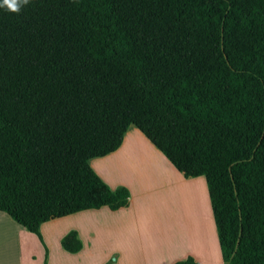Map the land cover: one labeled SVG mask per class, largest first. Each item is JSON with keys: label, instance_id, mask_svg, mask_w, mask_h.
<instances>
[{"label": "trees", "instance_id": "1", "mask_svg": "<svg viewBox=\"0 0 264 264\" xmlns=\"http://www.w3.org/2000/svg\"><path fill=\"white\" fill-rule=\"evenodd\" d=\"M205 1L0 4V211L42 242L44 222L126 207L88 160L133 125L204 176L223 264H264V0Z\"/></svg>", "mask_w": 264, "mask_h": 264}, {"label": "crops", "instance_id": "2", "mask_svg": "<svg viewBox=\"0 0 264 264\" xmlns=\"http://www.w3.org/2000/svg\"><path fill=\"white\" fill-rule=\"evenodd\" d=\"M88 164L110 190L127 189V206L117 210L102 206L44 222L39 227L42 242L0 211V264H174L188 257L196 264H223L204 176L183 177L133 125L128 126L115 151L89 159ZM187 184L203 186L207 198L213 241L210 247L201 246L202 250L173 245L177 241L183 246L182 226L185 236L191 237L185 231L190 229L187 223L199 224L203 241L207 239L194 209L180 206L179 191L165 211L168 239L173 244L162 236L165 231L156 230V221L151 222L154 199L161 196L162 207L167 191ZM69 231H74L81 243L76 253L61 246Z\"/></svg>", "mask_w": 264, "mask_h": 264}, {"label": "rangeland", "instance_id": "3", "mask_svg": "<svg viewBox=\"0 0 264 264\" xmlns=\"http://www.w3.org/2000/svg\"><path fill=\"white\" fill-rule=\"evenodd\" d=\"M205 2L207 4H213V2L211 0L210 1L207 0ZM213 5H216V3H214ZM191 185L192 184H190V186ZM184 186L185 185H182V188ZM187 186H189V185L187 184ZM196 186H198V185H196ZM201 187L203 188V186H201ZM178 190H181V189H178ZM186 190H187V188H186ZM203 190H204V188H203ZM177 193H178L177 190H175V191H171V190L167 191L166 194H165L166 198L164 199V205L162 207L160 205L161 204V196H157L154 199V202L156 203V205H154L155 207H152L153 209L151 211V216H152L151 222L156 221V223H157L156 224V230L157 231L161 230V232L165 231V232H162V233H165V234H162V236L165 237V239L168 240V242H170L171 244H173V242H171V239H168V237L170 235V231L167 230V227H166V224L168 223V219L165 216V211H166V205L171 204L170 203L171 202L170 199L172 197L176 196ZM205 199H206L205 201L207 202V198L206 197H205ZM200 205L203 206V204H200ZM206 205H207V208H208V204H206ZM202 206L200 207V213L203 212L202 209L204 208V206L203 207ZM174 210H176V209L174 208ZM200 216L201 215H199V213H198V219H199ZM209 218H210V214H209ZM210 220H211V218H210ZM181 224L184 225L186 223H184L182 221ZM186 225L189 226V228H190L189 230L192 233H190V231L187 230V229H185V231H187V233H189V235H191V237L190 236L189 237L185 236V234L183 233L184 226H182L180 237L183 239V240H181V243H182L183 246H180L177 241H175V243L173 245L179 246L182 250H185L186 248H190V247L194 248V250H202L201 246H206V245L207 246L209 245V247H210V243H211V241H213V238H212V236H210L205 241H203V233L200 230L199 224H198V227L196 226V224L194 222L191 225H189V223H187ZM164 227H166V228H164ZM158 237H159V235H158ZM186 246H188V247H186Z\"/></svg>", "mask_w": 264, "mask_h": 264}, {"label": "bare ground", "instance_id": "4", "mask_svg": "<svg viewBox=\"0 0 264 264\" xmlns=\"http://www.w3.org/2000/svg\"><path fill=\"white\" fill-rule=\"evenodd\" d=\"M189 186L185 185L183 188L180 186L181 190H178L180 193H178V201L180 203V206L187 210L192 211L194 209L196 215H201L199 217V221L201 223V229L205 233L206 238L212 236V227L209 220V209L207 208V202L205 201V191L201 187V185H191ZM176 187V186H175ZM187 188V190H186ZM189 190V191H188ZM199 201V202H198ZM203 204L204 208L202 209L203 212L200 213V207ZM202 206V207H203Z\"/></svg>", "mask_w": 264, "mask_h": 264}, {"label": "clouds", "instance_id": "5", "mask_svg": "<svg viewBox=\"0 0 264 264\" xmlns=\"http://www.w3.org/2000/svg\"><path fill=\"white\" fill-rule=\"evenodd\" d=\"M24 0H0V4H3V5H7L8 9L9 10H13V11H16L19 9L20 7V4L23 3Z\"/></svg>", "mask_w": 264, "mask_h": 264}]
</instances>
